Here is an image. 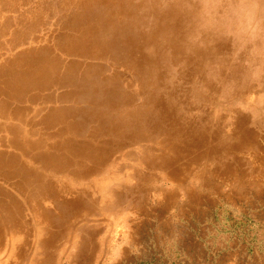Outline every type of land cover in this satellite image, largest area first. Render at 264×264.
<instances>
[{"label": "bare ground", "instance_id": "obj_1", "mask_svg": "<svg viewBox=\"0 0 264 264\" xmlns=\"http://www.w3.org/2000/svg\"><path fill=\"white\" fill-rule=\"evenodd\" d=\"M254 202L264 0H0V246L91 264L93 217Z\"/></svg>", "mask_w": 264, "mask_h": 264}, {"label": "rangeland", "instance_id": "obj_2", "mask_svg": "<svg viewBox=\"0 0 264 264\" xmlns=\"http://www.w3.org/2000/svg\"><path fill=\"white\" fill-rule=\"evenodd\" d=\"M150 211L149 205L126 210L115 223H110L109 217H93L90 225L106 232L96 237L104 242V248L91 264H264V205L217 204L203 223L193 221L191 225L185 219L165 218L168 225L163 228L151 218ZM169 214H174V209ZM83 238L78 236L76 246L72 244L66 252L56 250L53 264H66V255ZM4 242L0 264H40L49 258L37 247L35 233L24 246L17 236L15 249L10 239Z\"/></svg>", "mask_w": 264, "mask_h": 264}]
</instances>
